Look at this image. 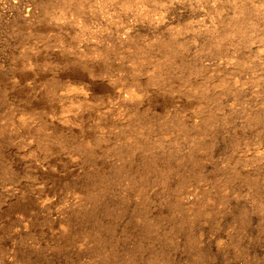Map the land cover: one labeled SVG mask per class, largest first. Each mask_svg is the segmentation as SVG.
<instances>
[{
	"label": "rangeland",
	"instance_id": "obj_1",
	"mask_svg": "<svg viewBox=\"0 0 264 264\" xmlns=\"http://www.w3.org/2000/svg\"><path fill=\"white\" fill-rule=\"evenodd\" d=\"M0 264H264V0H0Z\"/></svg>",
	"mask_w": 264,
	"mask_h": 264
}]
</instances>
